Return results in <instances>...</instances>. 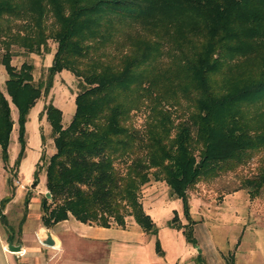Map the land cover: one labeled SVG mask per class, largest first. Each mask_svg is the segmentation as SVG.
<instances>
[{"label":"trees","instance_id":"16d2710c","mask_svg":"<svg viewBox=\"0 0 264 264\" xmlns=\"http://www.w3.org/2000/svg\"><path fill=\"white\" fill-rule=\"evenodd\" d=\"M7 16L21 19L26 32L17 42L25 53L46 52L47 38L55 45L36 81L29 63L11 65L7 46L0 53L6 72L0 91L2 162L12 123L8 104L17 114L20 155L26 111L46 94L53 74L67 69L79 86L65 126L55 106L46 103L41 111L53 151L43 164L40 224L69 215L123 226L117 210L128 206L140 230L155 235L136 200L138 186L150 176L180 202L185 224L172 214L168 225L194 244L187 190L264 148V0H0V19ZM134 24L151 38L128 35ZM109 53L116 57L110 60ZM163 56L168 66L160 69L154 63ZM137 110L148 119L135 127L127 120ZM263 186L264 168H258L238 188L251 198ZM9 197H0V208ZM223 259L235 264L231 252Z\"/></svg>","mask_w":264,"mask_h":264},{"label":"rangeland","instance_id":"374dc122","mask_svg":"<svg viewBox=\"0 0 264 264\" xmlns=\"http://www.w3.org/2000/svg\"><path fill=\"white\" fill-rule=\"evenodd\" d=\"M3 19H0V25L3 26L5 24L0 30V53L7 46L8 50L11 51V58L9 60L11 65L17 67L20 62L25 61L31 65L32 80L42 79L45 74V67L49 64L52 57L51 53L55 43L50 38H47L46 52L41 51L36 54L25 53L17 42L21 33L26 32L23 28L19 27L21 19L10 16H7L5 21ZM48 22L49 18L46 17V26ZM128 32V35L131 36L137 33L147 39L151 38L150 34L143 33L137 24L131 26ZM115 57L114 53H109L108 58L110 60ZM165 57L159 58L154 65L160 66V69L168 66L166 64L168 61ZM5 75L6 72L0 64L1 92L4 89L3 80ZM162 81H158L159 86H161ZM78 87L76 78L67 69H62L58 73L53 74L51 87L46 94L38 96L26 111L27 114L23 122L24 145H22L20 155H18L20 143L16 138L17 127L15 117H17V114L13 106L8 104L12 123L11 131L8 133L7 138L8 144L5 148L6 160L2 162V157L0 156V196L10 194V197H13L14 194V198L12 202L4 203L0 208L4 220V226L1 225L0 227L3 229V235L8 237L9 241L14 244L17 241V234L20 230L19 223L26 214L28 202L23 204V196L27 195L28 201L33 197V201L36 200L35 203L38 208V201L45 192L43 164L44 160L53 151V143L49 132L50 126L45 119V113L41 112L42 108L46 103L55 106L61 114L60 123L65 126L73 113V94L77 91ZM179 103L183 104L182 100H179ZM147 119L148 115L146 112L142 113L141 110H137L134 113H129L127 121L138 127L142 123H145ZM40 151L43 154V158L37 161ZM258 168H264V148L254 152L247 161L239 164L233 170L225 169L216 174V176L199 178L187 190V201L192 206V220L206 223L207 232H209L212 240L217 245H221L222 248L229 247L228 251L223 252V258L228 255V252L233 253L235 247H232V242L236 240L237 243L238 238H240L242 248L234 252L237 264H264V188L261 189L260 193L251 198L246 196L243 188H238L240 179L253 175V172ZM34 169H37V172L33 179L32 173ZM6 178H9L10 185L6 183ZM169 197L162 181L158 179L153 180L150 176H148L146 182L140 183L136 191V200L140 204V207L143 205L144 207L154 206V211L150 212V214L152 220L159 227L163 225L168 207L179 206L178 201L176 203L172 199L168 201ZM129 209L130 207L123 206L118 208L117 213L122 217L121 219L124 224H128V222L137 224L133 221ZM174 218L180 223V219L175 215ZM108 220L110 224L115 223L110 219ZM35 221L40 223L39 218ZM252 247H256V249L254 250ZM250 254L252 257H250Z\"/></svg>","mask_w":264,"mask_h":264},{"label":"crops","instance_id":"0c3cea01","mask_svg":"<svg viewBox=\"0 0 264 264\" xmlns=\"http://www.w3.org/2000/svg\"><path fill=\"white\" fill-rule=\"evenodd\" d=\"M9 198L7 202H12L14 194ZM171 199L179 202L172 197L168 201ZM35 201L32 197L26 205V214L19 223L15 244L5 239L0 227V264H226L223 252L228 251L229 247L222 248L212 240L206 223L193 219L191 233L194 244L184 240L179 228L168 225L172 214L180 219L181 224H185L186 220L181 219L180 202L179 206L168 207L162 227L152 220L150 212L154 211V206H142L156 230L155 235H150L141 231L134 222L123 226L116 223L103 226L80 222L69 215L46 227L34 222L40 214ZM188 205L191 218L192 206ZM45 238L50 240L49 244L44 242ZM155 238L160 251L154 248ZM232 243V247H235L231 253L232 259L237 264L234 252L242 248L240 238L237 243L236 240ZM9 245L15 246L16 250H8Z\"/></svg>","mask_w":264,"mask_h":264},{"label":"water","instance_id":"95a60500","mask_svg":"<svg viewBox=\"0 0 264 264\" xmlns=\"http://www.w3.org/2000/svg\"><path fill=\"white\" fill-rule=\"evenodd\" d=\"M197 164H198V163H197ZM44 194H45V192H44ZM44 242L47 243V244H49V243H50V240H48V239L45 238ZM8 250H10V251H14V250H16V247L13 246V245H9V246H8Z\"/></svg>","mask_w":264,"mask_h":264}]
</instances>
